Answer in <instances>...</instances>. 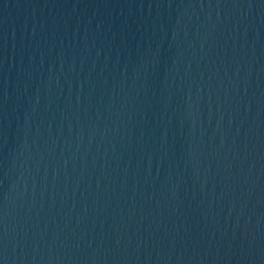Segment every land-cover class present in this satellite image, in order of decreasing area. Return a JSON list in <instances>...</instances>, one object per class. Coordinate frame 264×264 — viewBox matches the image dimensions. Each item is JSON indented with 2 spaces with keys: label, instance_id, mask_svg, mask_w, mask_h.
Returning a JSON list of instances; mask_svg holds the SVG:
<instances>
[{
  "label": "water",
  "instance_id": "1",
  "mask_svg": "<svg viewBox=\"0 0 264 264\" xmlns=\"http://www.w3.org/2000/svg\"><path fill=\"white\" fill-rule=\"evenodd\" d=\"M0 264H264V0H0Z\"/></svg>",
  "mask_w": 264,
  "mask_h": 264
}]
</instances>
